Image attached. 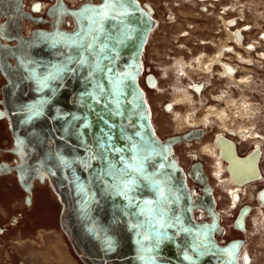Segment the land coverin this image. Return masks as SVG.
Instances as JSON below:
<instances>
[{"label": "water", "instance_id": "1", "mask_svg": "<svg viewBox=\"0 0 264 264\" xmlns=\"http://www.w3.org/2000/svg\"><path fill=\"white\" fill-rule=\"evenodd\" d=\"M60 1L74 18L72 30H36L39 39L29 43L19 34V47H32L28 58L0 45L7 51L0 52V68L13 101L11 129L24 152L22 163L0 172L15 169L28 193L35 178L50 177L63 201V229L87 264H239L244 240L215 238L223 232L221 217L203 163L189 171L202 186L195 197L173 154L176 144L202 137L203 129L161 139L153 126L139 84L153 8L139 0H100L67 9ZM146 81L157 83L151 73ZM24 86V99L15 101ZM37 122L38 129L29 128ZM46 134L55 144L42 148ZM215 143L235 183L262 178L259 147L243 157L231 139L218 135ZM247 162L252 168L245 172ZM258 198L264 204V187ZM202 209L208 221L195 218ZM250 210H240L237 229L245 230Z\"/></svg>", "mask_w": 264, "mask_h": 264}, {"label": "rangeland", "instance_id": "2", "mask_svg": "<svg viewBox=\"0 0 264 264\" xmlns=\"http://www.w3.org/2000/svg\"><path fill=\"white\" fill-rule=\"evenodd\" d=\"M26 1L29 4L35 0ZM141 2L153 8L156 22L144 52L143 71L146 77L152 72L155 73L161 80L162 90L149 89L145 86L144 77L140 80L147 96L155 130L158 136L164 139L182 134L195 126L205 129L206 134L200 141H192L194 145L190 147L181 142L173 147V154L177 156L187 175L194 163L200 161L204 164L205 172L214 189L216 211L221 214L220 224L223 232L218 236L219 242L226 244L234 239H243L245 240L243 250L251 257L250 264H264V213L258 209L259 202L255 198L256 192L263 187L264 182L244 187L240 202L236 205L230 197V189L228 190L231 184H225L214 176L215 160L203 150L206 144L212 143V138L218 132L223 131L220 120L215 116L210 125H203L208 110L213 106L219 110L226 108L233 100L238 105L245 103L254 113L249 118H235L230 122L231 128L238 129L242 124L243 127L249 128L253 136L244 141L235 133H228L229 137L238 142L241 155L254 149L256 143L261 144L264 153V0H223L216 6L191 3L190 0H141ZM75 5H78V2ZM230 7L232 9L226 13V19L236 20L234 27L243 29L245 44L257 43V47L252 52L248 50V53L232 43L238 52L247 58L251 55L255 59L256 64L253 66L239 60L235 54L225 55L227 61L239 68L238 77L251 76L244 86L219 79L217 70H222L219 65L214 66L216 73L213 75L207 74L197 66L196 59L200 55L206 53L212 56L217 52L219 45L231 44L223 22L219 19L221 11ZM188 48L190 51H186ZM191 60L196 63L191 75L187 78L179 73L178 76L181 78H176L181 63H184L186 68L187 62ZM206 60L207 56L204 57V62ZM193 84L204 85L201 86V95L196 94L194 89L190 90L195 98L194 106L176 102L175 99L178 100L177 96L182 90L174 89ZM173 102L179 105L174 107V112L166 107ZM1 106L0 101V108ZM175 113H182L183 117L191 113L198 124L196 125L194 121L180 123V120L175 119ZM186 119L185 117L182 120ZM11 132L9 124L0 120V162L15 164L17 160L21 162L22 158L11 152V148H14ZM261 169L264 174V154ZM16 175L13 172L5 177L0 176V264H86L75 253L70 239L63 230L61 224L63 203L49 182L42 186L36 179L33 193H28L20 186ZM188 185L195 197L202 194V186L193 179L190 178ZM230 187L233 188L232 185ZM27 195L32 197L30 204L26 203ZM245 205H251L253 209L246 221L247 229L241 232L235 228L234 222L238 210Z\"/></svg>", "mask_w": 264, "mask_h": 264}, {"label": "flooded vegetation", "instance_id": "3", "mask_svg": "<svg viewBox=\"0 0 264 264\" xmlns=\"http://www.w3.org/2000/svg\"><path fill=\"white\" fill-rule=\"evenodd\" d=\"M49 1H51V2L49 3ZM49 1H47V0H45V1L35 0V1H32L31 3L28 4L26 0H0V45L6 46V47L7 46L8 47H14V49H16L19 46V40L17 39L19 34H22V36H24V37H27V36L31 37V36H33V34L36 30H52L54 25H58L59 28H61L63 30H72L73 27L75 26V21H74L73 16H71L70 14L64 13L65 8L63 9L60 6L61 5L60 0H49ZM79 1L78 0H62V2L65 4V6H67V9L68 8H74V9L78 8L81 5H83L84 3H89V2L90 3H98V2H100V0H79ZM139 1L141 2V0H139ZM190 1H191V3H196V4L205 3L208 5L211 4L210 6H216V4L221 3L223 0L206 1V2H201L199 0H190ZM76 2H78V5H75ZM141 4L144 5L143 2H141ZM230 9H232V7L224 8V10L221 11V15L219 16V19L223 22V27H224V30L226 31L227 35H228V40L232 41L231 44L228 45V43H225V44L223 43V44L219 45L217 52H215V54H213L212 56H209L206 53L200 55L196 59L198 61L197 66H199L201 69L206 71L207 74L213 75L216 73V68L214 69V66L219 65V66H221V69H222V70H217L219 79L229 81L230 83H234L237 86H244L246 83L249 82L248 78H250L251 76L245 75V76L238 77L237 72H239V68L237 66L233 65L232 62L227 61V57L225 55H226V53L235 54L239 60L245 62L246 64L253 66L256 64L255 59H253V57L251 55L248 56L249 58H247L244 54H242L241 52H238L237 47H235V45H237L238 47L240 46L239 47L240 49L242 47L248 53V50L252 52L254 50V48L257 47V43H249V44L244 43L245 40H244L243 29H237V27H234V25L236 24V20H231V19L227 20L225 17L226 13ZM17 13L21 17L20 21L18 22V25H16V23H15V20L18 18V17H16ZM29 16L37 19V21L29 18ZM153 17L155 19L154 15H153ZM157 23H158V21H157ZM246 28L248 29V26H246ZM237 32L241 33L243 35V41L242 42H237ZM152 34H153V31H152L151 35ZM263 36H264V34H263ZM185 37L187 38L188 36L185 35ZM232 43H234L235 45H233ZM230 47H232V51L229 50ZM145 49H146V47H145ZM145 49H144V52L146 51ZM186 51H190V48L186 49ZM0 52H1V54H6L7 51H6V49L0 48ZM144 52L142 55V72L143 73H141L140 80H141V77H144L143 81L145 82V86L149 89L162 90V87L160 85L161 80L155 73H153V72L151 73L156 78L157 83L155 86H151L145 79L146 74L143 71ZM205 56H207L206 62H204ZM218 59H219V61H218ZM9 62L12 65H14L15 59L12 57H9ZM223 64H229V66L231 67V69H230L231 72L229 71L228 68L223 66ZM186 65L187 66L185 68L184 63L183 64L181 63V66H180L181 69L177 70V74L175 76L176 78L180 79L181 76L188 78V76L191 75V71H193V68L196 66V63L193 62V60H191V61H188ZM182 66H183V68H182ZM177 67H178V64H177ZM187 69H189V70H187ZM179 73H182L181 76H178ZM166 75H167V77L169 76L168 72H166ZM6 84H7V79L4 77V74L2 73V70L0 68V89H1L0 90L1 91L0 101L2 103V106L0 108V120L6 121L9 124V128L11 129V126H14L15 119H14V116L10 112V105L12 104L13 101L11 100V98L8 99L5 96L4 86ZM199 85L204 86L203 84H199ZM199 85L193 84L191 86L190 85H188L186 87L182 86L181 88L174 89V90H182L177 96L178 100H177V98L175 99L176 102L178 101L183 105H193L195 98L193 97V94L190 91L191 90L190 88H193L195 90V92H197L196 94L201 95L200 90H202V89ZM142 88H143V86H142ZM143 90H144V88H143ZM24 91H25V88H22V91L19 92L17 94V96H15V101L19 102V101L24 99V97H23ZM176 102L169 103V105L166 106L167 109H169L170 111L173 110V112H174L175 111L174 107L179 106L178 104H176ZM190 102H192V103H190ZM231 102H232L231 104H227L226 108L219 110V108H217L216 106H213L208 110V115H206L203 119V123H204L203 125H205V126L210 125L211 120H213V116H215V117H218V119L220 120L223 131L218 132L217 135L212 138V141H211L212 143L206 144L203 147V150L205 153H207L208 156L214 158V160H215V168L213 171L214 176L218 180H222V182L224 181L223 183H225V184L230 183L233 186V188H231L230 187L231 185H229L228 190L230 189L229 190L230 197L233 198L232 200H234L235 204L237 205V203L240 202L241 191L243 190L244 187H246L248 185L251 186L252 184H254L256 182H261V181L264 182V180L258 179L256 181H253V182L246 184L243 187H237V185H235L232 182L231 177L229 175L228 162L223 160L220 156L221 149L215 143V139L218 135H222L225 138L231 139L236 144L237 152L240 156H243V157L247 156L253 150V148H252L247 154L241 155L239 152L238 142L234 141L231 137H229L228 133H233V134L235 133L236 135L238 134L243 141L246 139L248 140L249 136H253V133L250 132V130L247 126L243 127V125L241 124L238 129H233L230 126V122L234 121L235 118H239V119L240 118L241 119L249 118L253 115L254 112L252 111V108L249 107L248 105H245V103L238 105V103L234 102L233 100ZM234 105H237V106H234ZM235 108L240 109V110L235 111L234 110ZM249 109H251V110H249ZM183 115L184 114H182V113H175V119H177L178 121L180 120V123H182V122L190 123V122L194 121L196 125L198 124L197 119L193 118L194 117L193 114H191V113H190V115L185 114L186 116H184V117H183ZM185 117L188 120L186 119L183 121L182 119H185ZM154 128H155V126H154ZM191 129H203V131H204L202 137L193 139L192 141L196 140V142H198L206 134L205 129L201 128L199 126H195L193 128H190L189 130H191ZM11 131H12V129H11ZM14 136H15V134L13 132H11V138H12V142L14 144V148H11V152L14 155H16L17 157L21 156V158H22L23 151H21V155H19V153L17 152L19 149H18V146H16ZM192 141H187L184 143L187 144L188 147H190V146L194 145V143ZM256 146L260 147L261 152H262L261 154L263 157L264 153H263V148H262L261 144L256 143ZM262 157H261V160H262ZM16 162L17 163H15V164L8 163L6 161L0 162V167L3 165H6V166L13 168L14 166H17L18 164L22 163V159H21V162H19L18 160ZM259 166L261 169V161H260ZM203 167H204V164H203ZM4 171L5 172L2 171V173L0 172V176L5 177V175L12 174L14 172L15 175L17 174L16 176H17V179L19 182L18 173L15 169H11V170L5 169ZM261 172H262V169H261ZM262 174H263V172H262ZM44 175H45L44 180H41L39 178H35L33 181V185H34V182L36 181V179H38L40 181V183H42V186L47 185L49 180L46 177H49V176L46 173H44ZM263 177H264V174H263ZM187 182H190L189 176H188ZM19 184H20V182H19ZM49 184L51 185L50 182H49ZM20 186H21V184H20ZM263 187H264V185H263ZM262 188H259V190L256 192L255 198L257 197V193ZM31 191L33 193V187L31 189ZM27 196H26V198H27ZM245 206L251 207V210H250V213H251L253 207L251 205H245ZM245 206H243V207H245ZM236 207H238V206H236ZM242 208H240V210ZM258 209L264 213V208L261 210V208L258 206ZM240 210H238V211L240 212ZM202 214L205 215L204 220L208 221L209 216H208L207 212H203V213L201 211L195 212L196 218H199ZM238 215H239V213H238ZM238 215L236 216V218L238 217ZM249 216H250V214L247 216V218ZM247 218H246V221H247ZM216 239L219 242L218 235H216ZM219 243H221V242H219ZM244 252L245 251L242 249L240 257H239V263L240 264H245ZM248 258H249L250 263H251V257L248 256Z\"/></svg>", "mask_w": 264, "mask_h": 264}, {"label": "bare ground", "instance_id": "4", "mask_svg": "<svg viewBox=\"0 0 264 264\" xmlns=\"http://www.w3.org/2000/svg\"><path fill=\"white\" fill-rule=\"evenodd\" d=\"M199 1H201V2H206V1H219V0H199ZM141 3V2H140ZM154 14H152V16H153ZM154 18V17H153ZM20 19H21V17L19 18V21H20ZM15 23H16V25H18V18L15 20ZM27 41H26V43H29V41H34V40H38L39 38L37 37V36H35L34 34H33V36H31V37H29V36H27V37H24ZM18 39V38H17ZM28 39H31V40H28ZM243 41V35L241 34V33H238L237 32V42H242ZM24 44V47H19L18 46V48H16V49H18V51L20 52V53H22V54H25L24 55V57L25 58H28V57H30V55H31V53H33L32 52V50L30 49V48H32V47H30L29 49L27 48V44ZM225 44V43H224ZM147 45V44H146ZM146 47V46H145ZM145 49V48H144ZM229 50H231L232 51V47H230L229 48ZM144 52V51H143ZM142 55H143V53H142ZM15 59V58H14ZM218 61H219V59H218ZM218 63V62H217ZM223 66H225L226 68H228L229 69V71H230V69H231V67L229 66V64H223ZM231 72V71H230ZM233 73V72H232ZM4 77L7 79V77L4 75ZM139 84H140V78H139ZM141 85V84H140ZM26 86H24L23 88H25ZM142 87V86H141ZM143 89V88H142ZM22 90V89H21ZM145 92V91H144ZM145 96H146V94H145ZM146 100H147V97H146ZM148 102V101H147ZM148 106H149V104H148ZM249 110H251V109H249ZM149 112H150V114H151V111H150V107H149ZM14 119H15V117H14ZM152 120V119H151ZM38 122H40V121H38ZM38 122L37 123H35L34 125H31L29 128H32V127H34V128H37L38 129ZM153 123V122H152ZM154 126V125H153ZM22 130H23V128H22ZM22 130H20V132H22ZM241 130V129H240ZM47 135L48 134H46V138H44V140L42 141V143L41 144H43L42 145V148H45L46 146L48 147V146H52V145H54L55 144V142L52 140V138H51V136H48L47 137ZM158 135V134H157ZM198 138H200V137H198ZM196 139V138H195ZM187 141H192V140H187ZM187 141H184V142H187ZM177 145V144H176ZM217 145V144H216ZM219 148H220V146L219 145H217ZM256 147H259V146H256ZM18 149H19V146H18ZM220 149H222V148H220ZM259 149H260V147H259ZM21 151H23L22 149H20V150H18L17 152L18 153H20L19 155H21ZM24 153V152H23ZM262 152H261V149H260V161H261V157H262V154H261ZM259 164H260V162H259ZM252 165L249 163L248 164V162L244 165V169H247V170H245V172H247V171H251V167ZM259 168H260V166H259ZM260 171H261V169H260ZM186 175H187V173H186ZM261 175H262V178L260 179V180H264V177H263V174H262V172H261ZM188 176H189V174L187 175V177H186V179H187V181H188ZM190 177V176H189ZM46 178H48V180H49V182L50 183H52L53 181L50 179V177H46ZM231 180H232V178H231ZM258 180V179H257ZM254 181H256V180H254ZM232 182L235 184V185H237V187H243V186H245L246 184H244V185H241V184H237V183H235L233 180H232ZM251 182H253V181H251ZM250 183V182H249ZM187 184H188V182H187ZM248 184V183H247ZM189 186V185H188ZM23 188V187H22ZM53 188V187H52ZM24 189V188H23ZM25 190V189H24ZM26 191V190H25ZM32 192V191H31ZM259 193V192H258ZM258 193H257V200H258V202H259V207L260 208H264V204L261 202V200L258 198ZM213 194H214V190H213ZM63 202V201H62ZM217 202V201H216ZM250 207V206H249ZM251 208V207H250ZM202 213L203 212H207L205 209H202V210H200ZM198 212V211H197ZM208 214V213H207ZM249 214H250V212H249ZM248 214V215H249ZM247 215V216H248ZM194 216H195V212H194ZM247 216H246V218H247ZM204 217H205V215L204 214H202L199 218H196V216H195V218L198 220V221H205L204 220ZM246 218H245V230L247 229L246 228ZM63 227V226H62ZM236 228V227H235ZM64 230V229H63ZM245 230H241V232H245ZM64 232H65V230H64ZM65 234H66V236L70 239V241H71V244H72V247H73V249H74V251H75V253L76 254H78L79 255V258H81L84 262L86 261L84 258H83V256H81L77 251H76V249L74 248V246H73V243H72V239H71V235L69 236L66 232H65ZM220 235H222V234H220ZM219 236V235H218ZM215 238H216V235H215ZM217 240V239H216ZM244 245H245V240H244V244H243V246H242V249H243V247H244ZM242 249H241V251H242ZM241 254V253H240ZM244 260H245V264H249L250 263V260H249V258H248V255L247 254H245V252H244ZM239 257H240V255H239ZM87 262V261H86ZM85 262V263H86ZM87 264V263H86ZM240 264V263H239Z\"/></svg>", "mask_w": 264, "mask_h": 264}, {"label": "crops", "instance_id": "5", "mask_svg": "<svg viewBox=\"0 0 264 264\" xmlns=\"http://www.w3.org/2000/svg\"><path fill=\"white\" fill-rule=\"evenodd\" d=\"M191 90H193V88H191ZM167 106V105H166Z\"/></svg>", "mask_w": 264, "mask_h": 264}]
</instances>
